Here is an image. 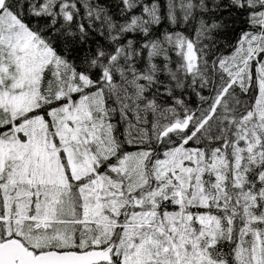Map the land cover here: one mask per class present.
<instances>
[{"label": "snow or ice", "instance_id": "6c2138e0", "mask_svg": "<svg viewBox=\"0 0 264 264\" xmlns=\"http://www.w3.org/2000/svg\"><path fill=\"white\" fill-rule=\"evenodd\" d=\"M0 264H264V0H0Z\"/></svg>", "mask_w": 264, "mask_h": 264}]
</instances>
